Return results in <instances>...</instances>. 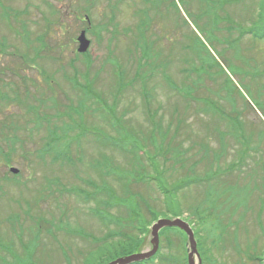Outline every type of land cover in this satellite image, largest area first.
Here are the masks:
<instances>
[{"label":"rangeland","instance_id":"374dc122","mask_svg":"<svg viewBox=\"0 0 264 264\" xmlns=\"http://www.w3.org/2000/svg\"><path fill=\"white\" fill-rule=\"evenodd\" d=\"M90 1L0 0V90L20 99L0 100L18 139L0 159V264H106L149 251L148 224L175 214L202 236L201 264H259L264 0ZM174 235L155 264H184Z\"/></svg>","mask_w":264,"mask_h":264},{"label":"trees","instance_id":"16d2710c","mask_svg":"<svg viewBox=\"0 0 264 264\" xmlns=\"http://www.w3.org/2000/svg\"><path fill=\"white\" fill-rule=\"evenodd\" d=\"M87 2L90 4L91 3V1L90 0H87ZM112 18V17H111ZM252 34H253V36L255 37V38H258V39H260V40H262V38H263V36H264V31L263 32H261V31H258V32H252ZM141 36H142V31H141ZM3 48H4V45L2 44V43H0V51H2L3 50ZM84 55H88V54H84ZM89 57V56H88ZM85 63H86V65L88 66L89 64H90V58L89 59H87V60H85ZM76 86V85H75ZM84 89H86L87 90V92H82V90H80L81 91V93L86 97V98H92V95L90 94V88H86V87H83ZM11 93L10 94H6V93H4V92H2L1 90H0V100H4V101H9V100H11V99H15L16 101H18V100H20V99H18V95H19V93H18V91H14V90H12V91H10ZM12 94V97H10V95ZM25 97H28V92L25 94ZM19 102V101H18ZM148 104H149V102L148 101H146V106L148 107ZM30 110H31V108H30ZM209 110H212L213 112H216V111H218V108L216 107V105L214 104V103H210V105H209ZM36 114V113H35ZM114 114V113H113ZM40 117V116H39ZM1 123V125H0V159H2V160H5V162L6 163H8L9 162V159L7 158H5V157H7V156H9V155H11V154H13L14 152H15V150H16V142H17V138L16 137H12L11 139H10V136L6 133L9 129H8V127H9V125H5L4 124V122L2 123V122H0ZM8 126V127H7ZM71 129H73L74 128V126H72V127H70ZM52 143H54V144H57V142L56 141H54V140H50ZM48 148H50V147H48ZM172 150H176V148L174 149H172ZM171 151V149H169V152ZM63 152V150H59V152L58 153H62ZM68 152V151H67ZM174 156L176 157V160H175V162H178V155H177V153L176 154H174ZM214 156H215V160H217L218 158H216L217 157V154H214ZM16 176V175H15ZM191 181H189V182H187V183H185V184H183V185H176L173 189H172V193H173V195H176L178 192H179V190H181L182 188H184L185 186H188V185H190L191 183H198L199 182V180L200 179H190ZM136 183H139V181L138 180H134ZM152 181H155L156 182V185H157V187H158V189H159V191L161 192V193H163V195L165 196V199H166V207L169 209V205H171V201H170V197H169V195H168V193H167V190L164 188V186H163V184L160 182V181H156L155 179H152ZM125 183V184H124ZM124 183H122V186H123V190H124V192H125V198H122V199H120V201L125 205L127 202H129V201H133V200H136V196H135V194L133 195L131 192H130V190H131V186H130V183H128V182H124ZM132 184V183H131ZM106 189V188H105ZM100 193H106V195L108 196V199H107V202H104V203H102V204H104L105 205V207L106 208H109L110 207V204H109V202H110V193H112L110 190H107L106 189V191H102V192H99L98 194H100ZM80 197H81V195H84L85 196V198H84V200L85 201H88L90 198H94L96 195H97V192L95 191L94 193H91L90 195L89 194H87V193H85L84 191L83 192H80L79 194H78ZM114 197H115V195H114ZM148 207V206H147ZM129 211H128V218L130 219V222L131 223H133L134 224V222H135V220L138 218V216L140 215V213H138L137 211H135V209H128ZM199 210V209H198ZM197 210V211H198ZM210 214V213H209ZM210 216H212V214H210ZM172 217H180L178 214H175V215H172ZM199 217V216H198ZM157 220V218H153L152 220H151V222L148 224V227L151 225V223L152 222H154V221H156ZM199 225H203L202 227H204V229L202 228V232L204 233V232H206V227H205V225H206V222L205 221H203L202 219H201V217H199ZM190 225H191V223H189ZM214 227V226H213ZM135 229V228H134ZM213 229V228H212ZM217 229H218V227L215 225V227H214V232L215 231H217ZM135 230H137V229H135ZM164 231V233H162ZM193 231H194V235L195 236H198V237H200V238H202V236H199V231H195L194 229H193ZM146 232H148V228L147 229H145L144 230V232L143 233H141V234H145ZM174 232H178L179 234H181V236L183 237V239H182V241L180 242V244L183 246V249L185 250V242H186V236H185V234L182 232V231H180L179 229H177V228H165V229H163V230H161L160 231V233H159V237H161V235H162V237H165V239H166V244H167V246H168V248H170L171 246H173L174 245V243H175V241L176 240H172V236H175L174 235ZM83 236V235H82ZM220 236H222V234L221 233H219V237ZM112 236H110V237H107L106 238V240L107 239H109V238H111ZM161 237V238H162ZM199 238V239H200ZM119 243V242H118ZM205 246H204V244H202V242H198L197 241V250H198V252H199V250L200 249H202V251L206 254L207 253V249L206 248H204ZM158 253L155 255V257H153V258H151L150 260H148V261H144V262H141V263H136V264H155V263H158V262H162V259L161 258H159L158 257ZM185 257H186V251H185ZM168 259H164L163 261H165L166 263H169V262H174V260H171L169 257H167ZM159 259V260H158ZM69 263V262H68ZM109 263V262H108ZM258 263L259 264H262V259H260L259 261H258ZM83 264H87V263H83ZM107 264V263H106ZM184 264H186V259L184 260Z\"/></svg>","mask_w":264,"mask_h":264},{"label":"water","instance_id":"95a60500","mask_svg":"<svg viewBox=\"0 0 264 264\" xmlns=\"http://www.w3.org/2000/svg\"><path fill=\"white\" fill-rule=\"evenodd\" d=\"M77 43V53L83 54L88 50L90 42L86 39L85 31L80 32L79 36L77 37ZM10 173L15 175L18 173V170H16L15 168H10ZM165 228H177L182 231L187 238V264H201V259L197 251V243L194 237V232L189 223L182 220L181 218L158 219L150 227L151 249L149 251L131 254L126 257L116 259L107 264H136L150 260L157 253L159 248V232Z\"/></svg>","mask_w":264,"mask_h":264}]
</instances>
